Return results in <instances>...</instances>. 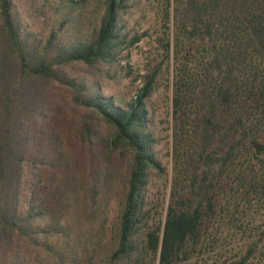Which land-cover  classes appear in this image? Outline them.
<instances>
[{"label": "trees", "instance_id": "obj_1", "mask_svg": "<svg viewBox=\"0 0 264 264\" xmlns=\"http://www.w3.org/2000/svg\"><path fill=\"white\" fill-rule=\"evenodd\" d=\"M181 1L171 30L158 0L120 86L141 0H0V264H192L218 244L215 264H249L259 240L240 254L224 233L235 194L264 199V0ZM160 88L170 179L148 106Z\"/></svg>", "mask_w": 264, "mask_h": 264}, {"label": "rangeland", "instance_id": "obj_2", "mask_svg": "<svg viewBox=\"0 0 264 264\" xmlns=\"http://www.w3.org/2000/svg\"><path fill=\"white\" fill-rule=\"evenodd\" d=\"M176 1L172 0L171 2V30L174 29L175 24L177 23L174 6L179 8V13L181 12L179 15H177V18H182L183 11L186 10L185 1L180 2L179 0V3ZM157 5L158 0H141L139 6L132 10L128 16H126V28L130 32V37L133 35L143 37L131 47H121L122 49L118 56L121 60L123 70L118 69V75L116 78V80H121L120 86L127 85L129 81L140 72V69L143 66L144 58L151 47L150 42L152 41V38L149 36L152 35V29L155 25L154 15ZM138 83L139 81H136L135 85ZM112 87H115V85L112 84ZM163 90L164 88H160L152 96L148 106L154 121V132L157 139L156 150L158 151V155L162 161V164L168 167L170 179L174 174V154L171 147V131L168 130L166 115L168 109L167 107L170 105V101L168 102L167 100V92ZM168 94L169 96L171 95L170 92ZM256 142L261 144V139H257ZM216 146L217 144L212 148L216 150ZM201 148L202 147H198V150L196 154H194L192 161H189L187 173L190 174L191 171L198 170L203 167L202 162L199 161V153ZM238 164H241L240 170H245L243 159H240ZM260 172L261 169H259L257 174ZM187 173L184 172V174ZM155 184H160V182L155 180ZM169 184L170 182L167 184V189H169ZM153 188L151 190H153ZM240 194H243V192L239 191L237 194H235L238 197V200L234 201L232 199L229 202L231 205L233 203V208L237 207L238 212L236 214V218L239 221L236 224V228H233V231L224 233L228 234L226 236H228L231 240L229 249L227 250H231L230 252H241L240 254H243L246 245L250 241L259 240V247L251 257L249 264H264V199L262 202H259L255 198H250L249 196L245 199H241ZM115 208V201L112 200L110 209L114 211ZM218 243H220V241L216 244ZM221 247L222 245L218 244L215 249L211 251L210 255L204 256L201 259H197L193 261L192 264H215V260L218 258L223 260L224 258H222L223 256H221V254L227 255L228 253L221 251Z\"/></svg>", "mask_w": 264, "mask_h": 264}, {"label": "water", "instance_id": "obj_3", "mask_svg": "<svg viewBox=\"0 0 264 264\" xmlns=\"http://www.w3.org/2000/svg\"><path fill=\"white\" fill-rule=\"evenodd\" d=\"M250 143L253 146L254 150H258L261 146V144L256 141H250Z\"/></svg>", "mask_w": 264, "mask_h": 264}]
</instances>
